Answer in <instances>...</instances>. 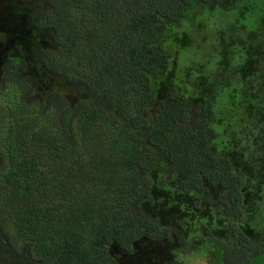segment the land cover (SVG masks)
<instances>
[{"label":"trees","instance_id":"1","mask_svg":"<svg viewBox=\"0 0 264 264\" xmlns=\"http://www.w3.org/2000/svg\"><path fill=\"white\" fill-rule=\"evenodd\" d=\"M241 1L21 0L43 37L35 32L30 61L20 47L0 69V96L13 86L33 112L12 111L0 129V264H119L116 251L168 241L172 231L152 207L158 180L181 197L208 200L213 191L228 207L236 247L211 238L217 264H264V225L251 234L239 225L245 181L216 150L213 103L197 111L187 89L173 85L163 97L158 89L170 68V25L196 27L199 7L231 11ZM253 50L245 61L255 54L260 70ZM47 79L74 99L42 87Z\"/></svg>","mask_w":264,"mask_h":264},{"label":"rangeland","instance_id":"2","mask_svg":"<svg viewBox=\"0 0 264 264\" xmlns=\"http://www.w3.org/2000/svg\"><path fill=\"white\" fill-rule=\"evenodd\" d=\"M20 4L21 0H0V29L7 34V41L0 44V69L4 59L20 47L23 58L30 61L35 47L37 29ZM194 20L196 27L187 22L183 29L170 25L171 62L166 80L158 87L159 95L163 97L169 87L178 85L182 91L187 89L197 111L202 100L213 103V125L220 132L216 150L232 159L245 181L239 225L251 234L264 225V0H242L231 11L215 5L199 7ZM251 47L262 57L260 70L255 54L245 61ZM42 87L65 89L74 99L57 80H44ZM0 105V129L4 131L12 121V111L19 118L25 112L33 113L23 108L13 86L0 96ZM157 186L152 207L170 227L171 239H144L131 253L116 251L119 264H217L218 249L211 238L223 239L228 248L236 247L227 231L228 207L217 201L215 192L211 191L208 200L197 199L174 195L159 180Z\"/></svg>","mask_w":264,"mask_h":264}]
</instances>
